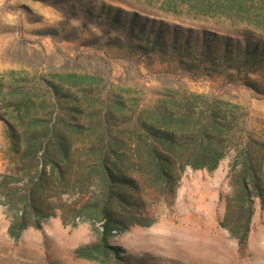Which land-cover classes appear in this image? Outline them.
<instances>
[{
  "label": "trees",
  "instance_id": "16d2710c",
  "mask_svg": "<svg viewBox=\"0 0 264 264\" xmlns=\"http://www.w3.org/2000/svg\"><path fill=\"white\" fill-rule=\"evenodd\" d=\"M121 2L134 10L102 0H83L73 8L100 29L96 41L112 31L118 33L107 42L112 46L156 56L193 76L221 77L264 97L263 42L248 32L233 38L156 18L183 23L223 17L264 32V0ZM76 30L66 39L77 38ZM95 43L89 39L85 45ZM168 97L147 117L133 118L128 136L103 126L94 140L80 144L82 127L70 122L60 128L31 118V128L8 126L10 165L0 172V206L10 217L9 236L18 239L53 217L64 226L99 224L97 241L77 249L76 256L132 264L110 239L132 226L150 225L149 200L172 195L186 169L213 172L229 158V190L220 197L224 213L218 225L244 245L256 203L264 215V140L249 131L247 114L237 105L205 96ZM123 105L119 101L118 109Z\"/></svg>",
  "mask_w": 264,
  "mask_h": 264
},
{
  "label": "rangeland",
  "instance_id": "374dc122",
  "mask_svg": "<svg viewBox=\"0 0 264 264\" xmlns=\"http://www.w3.org/2000/svg\"><path fill=\"white\" fill-rule=\"evenodd\" d=\"M82 1L0 0V172L10 165L8 126L31 128V118L60 128L70 122L82 127L80 144L94 140L103 126L128 136L133 118L147 117L168 96H205L237 105L247 114L249 131L264 140V97L221 77L193 76L156 56L108 44L118 33L96 41L100 29L73 8ZM102 1L134 10L121 0ZM156 18L233 38L248 32L264 43V32L223 17L183 23ZM73 29L78 37L66 39ZM89 39L96 43L85 45ZM119 101L124 105L118 109ZM111 114L112 123H106ZM228 162L225 158L213 172L186 169L172 195L149 200L150 225L130 227L112 237L111 245L132 264H264V215L258 203L244 245L218 225L224 213L220 197L229 190ZM9 224L0 206V264H123L76 256L77 249L97 241L99 224L64 226L53 217L18 239L9 236Z\"/></svg>",
  "mask_w": 264,
  "mask_h": 264
}]
</instances>
